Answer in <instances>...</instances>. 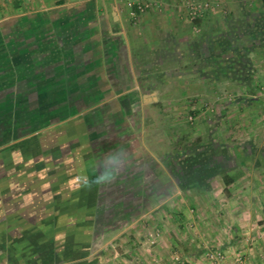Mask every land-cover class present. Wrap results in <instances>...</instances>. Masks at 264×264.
Returning a JSON list of instances; mask_svg holds the SVG:
<instances>
[{
	"label": "crops",
	"instance_id": "1",
	"mask_svg": "<svg viewBox=\"0 0 264 264\" xmlns=\"http://www.w3.org/2000/svg\"><path fill=\"white\" fill-rule=\"evenodd\" d=\"M188 1L207 2L209 7L201 18L191 21ZM128 12L124 0H0V69L11 60L15 67L24 73L27 71L28 84L23 86L22 92H27L23 98L30 107L68 108L75 103L85 105L91 99L94 106L115 100L123 101L122 98L132 93L129 104H126L137 109L138 114L133 122L136 128L130 130L132 133L128 131L115 136L100 132L97 138L99 142L107 143V139H115L116 144L108 147L107 151L111 153L105 152L104 157H97L95 162L100 167L99 172L128 173V179L125 175L120 179L116 174L109 179L124 180L106 187H114L113 193L109 192L113 196L103 198L99 190L98 196L88 203L87 214L86 200L75 201L73 197L70 201L62 199L57 204H64L67 209L62 208L61 211H67L61 221L59 219L60 227L58 221L56 227L51 228V238L45 242L46 246L36 244L33 249L35 252L26 249V253L22 254L14 249L11 250L14 253L9 254L8 250V255L12 256L6 259L5 245L11 243L12 239L7 238L10 232H5V240L0 241L3 264H69L84 259L90 261L92 258H97L98 264H104L107 244L112 246L108 248L113 249V260L131 263L136 260L135 251L122 253L118 248L119 239L128 234H139L143 222L147 221L149 226L150 212L157 207L161 209L160 215L156 217L157 226L161 221L165 222L162 225L166 231L163 236L167 237L170 248H162L167 255H161L163 259L157 264H176L169 259V253L192 251L195 247L185 248L190 242L178 236L182 228L179 214L172 212L174 227L167 224L165 215L168 214H164L167 199L168 202L173 201V205L177 204L175 209H179L182 201L190 199L192 189L202 190L206 194L213 191L219 181L221 191L225 192L227 198H231L232 190L235 189H242L236 192L243 195L244 189H255L264 198V144L255 152L257 157L251 163H224L221 165L222 172L204 179L198 184L199 187L192 184L186 189L182 183L185 172L183 159L212 153V146L206 142L212 125L214 120L219 121L218 118L221 124L229 109L235 111L236 108L240 112L239 117L244 120L245 129H257L255 133L258 136L254 133L251 138H264V111L256 110L253 127H249L250 122L246 120L244 112L255 105L257 108L259 104L264 107L263 99L260 100L254 94L264 85L263 37L245 35L251 28L258 29L259 26L264 34V0H158L139 12L135 21ZM233 33L243 36L250 47L252 80L248 83L214 74L213 52L223 49ZM103 75H107L106 78ZM248 93L252 94L249 96ZM127 105L123 102L122 106ZM213 106L219 108L218 113L215 111V119L209 117L214 111ZM190 116L192 121H188ZM99 123L100 131L106 129V122ZM219 124L214 131L219 132ZM86 141L77 139V144L66 143L70 146L68 149L51 147L55 143L50 144L45 171L51 178L48 180L45 177L41 186L32 180L29 187L52 189L54 183L62 182V188H65L67 172L79 171L76 166L84 161L87 150L82 147ZM157 168L166 172L168 186L164 184L161 189L168 190L160 194L157 200L152 197V200L142 201L139 196H135L137 194L133 192V187L125 179L133 181L130 172L150 174ZM220 173L235 176V180L226 186L219 179ZM117 187L129 196H119ZM43 196L47 198L46 193ZM226 197L222 200L225 204L228 203ZM256 200L252 198L253 205L257 203ZM118 207L123 208L125 217L116 214ZM242 207V210H247V214L246 211L242 213L243 216L248 217L251 213L255 216H252L255 218L252 222L254 229L236 230L232 241L234 245L230 244L218 251L224 254L231 250L239 252L256 264V260L253 262L250 259V254L264 250V216L262 219L259 211L251 210L249 205ZM91 210L94 216L90 214ZM134 214L140 215L131 221ZM119 220L123 225L115 226L113 233L109 232L110 225H116ZM175 222L178 224L175 225ZM156 230L160 231L158 227ZM17 234L22 233L18 231ZM239 236L242 238L239 239ZM157 246L161 247L159 243ZM54 247L56 252H62L59 256L52 251ZM86 251L87 255L84 254ZM136 251L140 253L141 250L137 248ZM70 253L77 254L78 258L68 260L74 257L73 254L69 256ZM182 254L188 260L202 257ZM231 254L226 256L227 264H231ZM144 257L140 256L139 262H136L145 264ZM190 264H196V261Z\"/></svg>",
	"mask_w": 264,
	"mask_h": 264
},
{
	"label": "rangeland",
	"instance_id": "2",
	"mask_svg": "<svg viewBox=\"0 0 264 264\" xmlns=\"http://www.w3.org/2000/svg\"><path fill=\"white\" fill-rule=\"evenodd\" d=\"M107 64H109L108 60ZM108 69L110 70V68ZM103 76L106 78L107 75ZM27 84V71L24 73L23 70L15 67L11 60L5 63L4 68L0 69V241L1 239L5 240L3 238L5 232H10L11 235L7 238L12 239L11 243L5 245L7 248L5 253L6 259L12 256L8 255V253H14V251H11L14 249H18L17 252L21 251L24 254L26 253V249H32L31 251L35 252L33 249L36 247V244L42 247L46 246L45 242H48L51 238V228L56 227L59 219L61 221V217L67 211H61L64 208V204H57L62 199L65 200L66 198L65 201H70L73 197L75 201L86 200L85 214H87V209L90 206L88 203L98 196L99 190L101 191H99V194L103 198L113 196L109 192L113 193L114 187H106L113 185L112 183H120L124 180L112 181L109 179L112 178L113 174H116L120 179L125 175L128 179V173L122 171L109 172L107 170L99 172L100 167L95 162L97 157L99 155L104 157L103 153L105 152L111 153L107 151L109 150L108 147L116 146V144L115 139H107V143L105 141L99 142L97 138L100 132L115 136L118 133L123 134L128 131V133H132L130 130L136 128L133 122L138 117L137 109L126 104H129V97L132 93L122 98L123 101L115 100L110 103L99 104L100 106L98 104L93 106L94 101L91 99L85 105L75 103L74 106L68 108L30 107L26 103L27 100L23 98L27 92H22L23 86ZM260 87L254 94L255 97L260 98V100L262 98L264 101L263 91L260 90ZM252 93H248V95L250 96ZM123 102L127 106H122ZM253 108L247 111L243 110L247 116L245 117L246 120L250 122L251 126L249 125V127L254 126L252 125L254 124L253 115L257 113L256 110L261 109L264 111V107H260V104L258 108L256 105ZM218 109V106H213L214 111L209 117L215 119L217 115L215 111L218 113ZM228 111L227 116L221 124H219L220 118H218V122L214 120L211 134L206 141L208 142V146H212V159L221 161L222 156L224 160L222 164H235L238 163V159L244 158L246 162L251 163L253 158L257 157L255 152L264 144V138L262 136L259 139L257 137L251 138L255 132H258L257 129H245L244 120L239 117L240 112H237L236 108L235 111L232 108ZM188 121H190L189 118ZM99 122H106V129L100 131ZM218 124L220 125L219 132L214 131ZM187 127L190 126L187 125ZM254 135H257V133ZM77 139L82 141L84 139L87 140L84 143L85 146L82 147L87 152L84 153V161H81V164L76 166L79 168V171L67 172L69 174L67 175V180L64 182L65 188H62V182L54 183L52 189L50 187L46 189L29 187L32 180L41 186L45 177L48 180L51 178L49 175H46L45 171V160L50 156V144L55 143L51 147L68 149L70 146L66 145V143L77 144ZM224 153H227V155L223 156ZM78 158L80 161V157ZM157 169L150 174L143 171H133L130 172L132 178L134 177L133 181L125 179L133 187V192L137 194L135 196H139L142 201L152 200V197L154 200H157L160 194L168 190L161 189L164 184L168 186L169 179L166 172L162 171L161 168ZM219 179L222 180V177L220 176ZM117 188L119 196L128 195L124 193L122 188ZM192 190L193 192L189 196L190 199L182 201L179 209H175L178 205H173V201L168 202L169 199H167L168 201L164 205V214H168L165 217L168 218L167 224L169 227H174L171 221L173 219L172 212L179 214L182 228L180 232L178 231V236L182 240L186 239L190 242L185 246L188 249L194 247L195 249H200L203 247L202 250H206V252L201 254V258L194 260L184 259V256H182L184 252L169 253V259L176 264L181 262L190 264L195 263V261L196 264H203V262L209 264L206 260L208 254L214 250L222 251L221 249L230 244L234 245L232 241L234 240L233 235L236 230L240 229L243 231L245 229L250 231V229H254L252 222L255 221V218H252V213L248 217L243 216L242 213L246 211L247 214V210H242V205H249L253 211L258 210L263 219L264 198L262 199V195L256 192L255 189H244V195L236 192L242 191V189L232 190L233 194L231 198H227L225 192L221 191L220 181L213 191L206 194L202 193V190ZM260 190L263 191V189ZM159 191L160 193H158ZM130 192L132 193V190ZM44 193H46V199L43 196ZM144 193L146 194L144 195ZM171 193L172 191H170ZM50 194L52 198H50ZM224 197L228 199L227 204L222 201ZM253 197L257 199L255 205L252 204ZM50 199L52 201L48 204L47 201ZM243 201L246 203L244 204ZM53 202L54 204H52ZM68 207L71 209L69 204ZM132 208L135 209L134 205H132ZM160 210V207L151 210L152 216L148 222L150 225L148 226L147 221L143 222L144 224H142L139 234L136 236L128 234L126 237L119 239L120 245L118 248L121 249L122 253L127 250L135 251L134 257L136 260L133 258L134 261L128 264H138L136 261L139 262L140 256H145V264H157L163 259L161 255H167L165 250L162 249H170L166 242L167 237L165 236L166 238H164L163 236L166 231L163 230L162 225L165 222L161 221L159 226H157L158 221L156 217L160 215ZM90 214L94 216L92 210ZM116 214L121 218L126 216L123 208L120 209L119 207ZM139 215H132L131 221L137 219ZM254 215H256V212ZM83 219L86 220L85 217ZM60 221L58 222V228L60 227ZM177 224L178 222H175V225ZM121 225H123L121 220L114 226L110 225L109 232H112L115 226ZM156 227L160 231H157ZM18 231L22 234L18 235ZM243 237L247 238L248 236ZM241 238L242 236H239V239ZM163 242H165L164 245ZM158 243L161 245L160 248L157 246ZM246 243H248V240H246ZM30 246L32 247L29 248ZM109 246L110 244L106 246V260L104 264H124L122 260H118L117 262L116 259L113 260L111 258L114 252L112 251L113 249L110 250L108 248ZM110 247L112 248V246ZM113 247L116 246L114 245ZM137 248L141 250L140 253L136 251ZM52 251L58 256L61 252H56L55 247L52 248ZM231 252L233 251L231 250L229 253H225V255L227 256ZM39 253L36 255L39 256ZM185 255L187 256L188 253L185 252ZM1 256L2 254H0V264H3L4 259ZM30 256L33 255L30 254ZM250 256L253 262L256 260V264H264V250H260L257 254L252 253ZM97 261V258L88 260L89 264H98Z\"/></svg>",
	"mask_w": 264,
	"mask_h": 264
},
{
	"label": "trees",
	"instance_id": "3",
	"mask_svg": "<svg viewBox=\"0 0 264 264\" xmlns=\"http://www.w3.org/2000/svg\"><path fill=\"white\" fill-rule=\"evenodd\" d=\"M264 28V27H263ZM262 29L259 26L258 29L251 28L249 31H247L248 36H251L252 38H261L264 39V34H262ZM259 35H261L259 37ZM262 39V46H264V40ZM248 42L243 40V36H240L238 33H233L231 37H229L228 44L224 45V48L221 50H218L219 52H213L212 55V62H213V68H214V74H217L219 76L223 75L231 80L248 83L250 80H252L251 75V59L249 56L250 47L248 46ZM253 44L252 46H254ZM213 155V153H211ZM211 154L206 155H198L193 158H186L183 159L182 162H184L183 166L185 167V172L182 175V183L184 188H189L188 185L198 186L201 182H203L204 179L210 177L211 175L222 172V163L223 160H213L210 159ZM264 156H262L263 158ZM240 163H247L246 159L240 158L238 159ZM219 169V170H217ZM222 180L224 184L227 186L231 182L235 180V176H227L224 173H220ZM197 184V185H195ZM195 189V188H194ZM183 245V244H182ZM184 246V245H183ZM182 246V247H183ZM187 248V247H185ZM188 254H196L201 255L205 251L202 249H194V250H184V253ZM73 254L74 257L68 260H72L74 258H78V255L75 253H70L69 256ZM85 255L88 254V252H84ZM80 257V256H79ZM69 264H89L88 260H79L77 262L72 261Z\"/></svg>",
	"mask_w": 264,
	"mask_h": 264
},
{
	"label": "built area",
	"instance_id": "4",
	"mask_svg": "<svg viewBox=\"0 0 264 264\" xmlns=\"http://www.w3.org/2000/svg\"><path fill=\"white\" fill-rule=\"evenodd\" d=\"M127 8L128 13L130 15V18L132 20H136L137 15L139 12L144 11L146 8L150 7L151 3H157L158 0H124ZM188 16L191 21H195L199 18H201L204 14V10L209 7V4L207 2H200V1H188ZM260 90L263 91L264 95V85L260 87ZM193 118L190 116L189 120L191 121ZM209 264H227L226 263V255L219 251H213L210 254H208V257H206ZM178 264H184L183 262ZM232 264H252L248 259L244 258L241 253H235L232 255Z\"/></svg>",
	"mask_w": 264,
	"mask_h": 264
}]
</instances>
